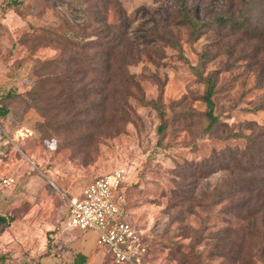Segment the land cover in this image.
<instances>
[{"label": "rangeland", "instance_id": "1", "mask_svg": "<svg viewBox=\"0 0 264 264\" xmlns=\"http://www.w3.org/2000/svg\"><path fill=\"white\" fill-rule=\"evenodd\" d=\"M117 1L123 13L111 3L107 21L124 29L140 50L137 62L126 66L139 89L116 86V105L127 115L120 112L114 126L89 141L82 139L89 131L81 126L64 131V137L62 130L39 126L40 114L26 93L38 62L58 53L36 38L54 39L46 32L63 28L64 21H90L88 0H24L22 14L29 22L23 29L10 15L0 18V45L9 50L0 53L6 65L0 81L8 77L12 83L0 89L12 92L0 127V215L13 219L0 226V264L47 262L41 255L48 241H71L72 254L90 253L84 247L94 244L96 232L66 227L65 196H78L91 180L116 169L125 171L121 209L146 246L143 264H264V227L259 238L239 230L242 219L230 211L228 198L213 196V189L225 188L226 172L192 181L193 164L212 150L244 147L241 138L221 137L250 134L264 123V0ZM207 77L214 82L217 117L210 132L200 98ZM26 112L28 128L17 130ZM6 177L13 183L2 186ZM175 190L191 200H175ZM57 230L61 234L51 238ZM51 250L52 257L71 254L67 248ZM92 251L91 264H113L106 248L96 245Z\"/></svg>", "mask_w": 264, "mask_h": 264}, {"label": "trees", "instance_id": "2", "mask_svg": "<svg viewBox=\"0 0 264 264\" xmlns=\"http://www.w3.org/2000/svg\"><path fill=\"white\" fill-rule=\"evenodd\" d=\"M23 1L2 0L0 18L6 9H12L23 17ZM90 1H93V5ZM111 3L114 11L121 15L123 9L117 0H88L85 15L89 16L90 21L84 20L76 25L64 21L63 28L57 31L48 29L46 32L54 39L46 36L36 38L40 46H51L58 50L55 57L38 62L34 73L36 79L26 92L30 108L37 109L40 114L42 121L37 122L39 126L62 130L63 137L64 131L73 132L76 127L81 126L89 131L82 139L89 141L94 136H100L103 129L114 126L117 117H121L120 112L124 117L127 115L125 108H118L116 105L117 91L114 89L122 84L129 87L134 85L139 89L133 76L127 73L126 66L137 62L140 50L135 48L124 29L108 23V5ZM182 15L186 19L184 12ZM225 21L219 18L222 24ZM228 22L236 25L233 20ZM203 81L205 88L200 98L205 105L203 115L208 122L206 131L210 132L217 122L213 113L214 82L210 77L203 78ZM10 93L12 92H0V119L9 112L8 102H5L9 98L5 97ZM139 100L142 102L143 98ZM159 117H163L161 112ZM163 127L162 124L158 126V133L162 132ZM221 138H241L244 140V147L212 150L207 157L193 164L192 181L197 182L214 172L225 171V188L213 189V196H226L230 211L242 219L238 229L259 238L260 228L264 227V123L255 127L250 134L233 132ZM176 192L178 191L172 192L175 200H191L185 195L186 191H182V194ZM12 221V218L0 215V226ZM81 258L84 262L85 257L82 255ZM183 258L185 262L189 260L188 256ZM1 259L3 257L0 255Z\"/></svg>", "mask_w": 264, "mask_h": 264}, {"label": "built area", "instance_id": "3", "mask_svg": "<svg viewBox=\"0 0 264 264\" xmlns=\"http://www.w3.org/2000/svg\"><path fill=\"white\" fill-rule=\"evenodd\" d=\"M125 178L124 169H116L94 178L78 196H65V224L76 230H94L96 245L107 249L113 264H143L146 246L136 228L123 219ZM11 183L12 178L1 179L5 186Z\"/></svg>", "mask_w": 264, "mask_h": 264}, {"label": "crops", "instance_id": "4", "mask_svg": "<svg viewBox=\"0 0 264 264\" xmlns=\"http://www.w3.org/2000/svg\"><path fill=\"white\" fill-rule=\"evenodd\" d=\"M2 2V0H0V6H2L1 3ZM9 15L12 17V20L15 22V24H23L22 26L23 27H20L21 29H23V28H25L26 27V25H27V23L29 22L28 21V16L27 15H23V17H20V16H18L15 12H13V10L12 9H6L5 10V13H4V15H3V19H1L2 21L8 16L9 17ZM5 17V18H4ZM20 28L18 27V28H16L15 29V31L16 30H20ZM15 43V44H14ZM17 46V43H16V41L15 42H13V44H11V46H10V48H15ZM13 48V49H14ZM3 50H6V51H9L8 50V47H5V46H1L0 45V53L3 51ZM0 68H2V69H4V67H6V65L4 64V61L3 60H1L0 59ZM7 76V75H6ZM5 79L6 80H2L1 79V81H0V89H10V87H11V85H12V83L9 81V78L8 77H5ZM15 93H19V91H15ZM9 113H10V108H9V112H8V114L4 117V118H2V119H0V127H2L1 125L3 124V122H5L4 120L7 118V116L9 115ZM26 116H27V112L26 113H23L20 117H19V121L15 124L16 126H18L17 127V130H20V129H27L28 128V123L29 122H27V118H26ZM92 181V180H91ZM2 186H5V185H3V184H1ZM84 189V188H83ZM82 191V190H81ZM81 191H80V193H81ZM79 193V194H80ZM78 194V195H79ZM61 234V231H57V236L56 237H54L53 235H52V237L51 238H53V239H57L58 238V236ZM90 242V241H89ZM47 244H49V241L46 243V250H45V252H47L48 251V254H45V252H43L42 253V255H41V258H43V256H46L47 258H48V261L47 262H41V260H40V263L39 264H91V261H92V257H93V255L95 254V253H93L94 251H92V247L93 248H95L96 247V241L94 240V244H92V242H90V243H87L86 245H85V247H84V249L85 250H87V251H90V253H87V252H84V250H80V249H77L73 254L70 252V247H72L71 246V244H72V242L70 241H67V242H65V243H62V244H55V245H53V246H51L50 244H49V246H47ZM51 247H53L54 248V251L55 252H57L58 250H66V248H67V250H69V251H67V253L69 254V253H71V254H69V256L68 257H66L65 256V258H59V257H52V255L50 254V251H52L51 250ZM100 251H97V253H99ZM67 253H66V255H67ZM64 254V253H63ZM82 255L85 257V261L84 262H82ZM95 263V262H94Z\"/></svg>", "mask_w": 264, "mask_h": 264}]
</instances>
